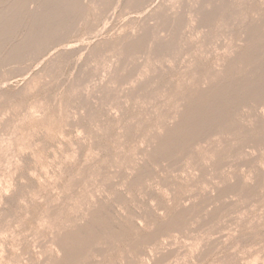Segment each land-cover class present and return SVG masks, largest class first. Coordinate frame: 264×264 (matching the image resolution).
<instances>
[{"label": "rangeland", "instance_id": "374dc122", "mask_svg": "<svg viewBox=\"0 0 264 264\" xmlns=\"http://www.w3.org/2000/svg\"><path fill=\"white\" fill-rule=\"evenodd\" d=\"M0 264H264V0H0Z\"/></svg>", "mask_w": 264, "mask_h": 264}, {"label": "bare ground", "instance_id": "6f19581e", "mask_svg": "<svg viewBox=\"0 0 264 264\" xmlns=\"http://www.w3.org/2000/svg\"><path fill=\"white\" fill-rule=\"evenodd\" d=\"M228 14V13H227ZM6 18V17H5ZM225 27V26H224ZM210 34V33H209ZM198 81V80H197ZM122 159V158H121Z\"/></svg>", "mask_w": 264, "mask_h": 264}]
</instances>
